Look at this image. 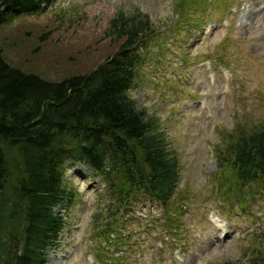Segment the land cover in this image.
I'll list each match as a JSON object with an SVG mask.
<instances>
[{
  "label": "rangeland",
  "instance_id": "obj_1",
  "mask_svg": "<svg viewBox=\"0 0 264 264\" xmlns=\"http://www.w3.org/2000/svg\"><path fill=\"white\" fill-rule=\"evenodd\" d=\"M182 1L55 0L6 17L0 51L20 70L61 81L91 73L116 52L107 31L119 13L149 16L158 32L129 95L160 120L180 162L176 193L184 199L173 204L181 209L175 219L148 201L133 207L147 217H130L134 239L123 264H246L264 244V195L249 194L242 210L217 180L218 156L224 134L264 125V0H188L186 18ZM66 167L65 184L79 194L69 214L56 209L66 228L48 264H99L92 216L110 202L106 185L84 164Z\"/></svg>",
  "mask_w": 264,
  "mask_h": 264
},
{
  "label": "trees",
  "instance_id": "obj_2",
  "mask_svg": "<svg viewBox=\"0 0 264 264\" xmlns=\"http://www.w3.org/2000/svg\"><path fill=\"white\" fill-rule=\"evenodd\" d=\"M54 1L0 0V23ZM192 6L179 2L178 14L186 18ZM156 32L140 10L119 13L107 31L119 43L116 52L91 73L61 81L20 70L0 51V264H48L66 228V217L56 209L69 214L79 194L64 181L70 161L89 166L110 197L92 216L93 235L105 243L94 253L101 264L126 260L115 254L134 239L118 232L134 225L120 219L130 203L148 197L169 218L180 215L173 205L184 199L176 193L180 162L160 120L138 110L129 95ZM224 140L217 180L225 194L239 201L246 188L253 198L264 195V125L241 127ZM246 264H264V244Z\"/></svg>",
  "mask_w": 264,
  "mask_h": 264
}]
</instances>
